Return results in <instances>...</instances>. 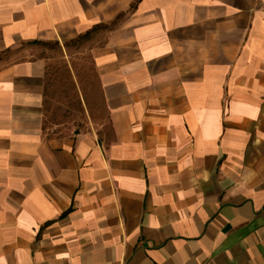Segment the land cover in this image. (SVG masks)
I'll return each instance as SVG.
<instances>
[{
	"label": "crops",
	"instance_id": "1",
	"mask_svg": "<svg viewBox=\"0 0 264 264\" xmlns=\"http://www.w3.org/2000/svg\"><path fill=\"white\" fill-rule=\"evenodd\" d=\"M95 29L106 119L50 132ZM0 264H264V0H0Z\"/></svg>",
	"mask_w": 264,
	"mask_h": 264
},
{
	"label": "rangeland",
	"instance_id": "2",
	"mask_svg": "<svg viewBox=\"0 0 264 264\" xmlns=\"http://www.w3.org/2000/svg\"><path fill=\"white\" fill-rule=\"evenodd\" d=\"M100 29L62 43L46 42L35 53L47 59L45 125L56 134L98 125L106 119L94 65Z\"/></svg>",
	"mask_w": 264,
	"mask_h": 264
}]
</instances>
